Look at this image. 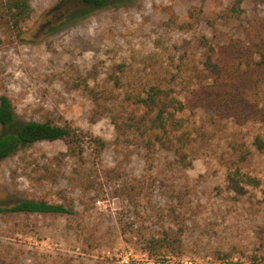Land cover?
Wrapping results in <instances>:
<instances>
[{"label":"rangeland","instance_id":"obj_1","mask_svg":"<svg viewBox=\"0 0 264 264\" xmlns=\"http://www.w3.org/2000/svg\"><path fill=\"white\" fill-rule=\"evenodd\" d=\"M60 1L30 0L33 15L25 42L11 44L0 31V95L12 100L23 120L58 125L65 119L105 139L108 148L97 168L121 165L125 177L140 185L138 204L78 187L84 168L70 158L60 168L53 162L66 151L63 142L22 149L0 163V207L46 200L71 203L75 215L0 214V264H253L255 256L264 257L261 189L247 188L238 196L225 184L235 159L231 144H251L262 133L260 125L211 123L202 109L194 120L189 112L179 114L188 131L204 133L189 148L191 166L184 168L168 146L159 145L148 158L136 134L117 135L109 118L91 123L93 103L75 86L85 80L104 91V103L126 117L145 111L126 103V92L143 93L155 83L172 87L184 102L190 89L187 73L203 62L196 38L217 37L215 42L223 43L242 37L246 19L254 14L264 18V0H245L241 20L217 18L233 0H131L75 23L65 22L61 10L52 11ZM200 10L201 22L194 29L173 25V19L190 23V12ZM119 63L127 65L122 89L109 81ZM184 63L188 72L182 73ZM90 151L87 159L93 162ZM245 171L264 187V154L253 148ZM174 225L183 228V256L150 258L144 240Z\"/></svg>","mask_w":264,"mask_h":264},{"label":"trees","instance_id":"obj_2","mask_svg":"<svg viewBox=\"0 0 264 264\" xmlns=\"http://www.w3.org/2000/svg\"><path fill=\"white\" fill-rule=\"evenodd\" d=\"M207 1L201 0V3ZM244 1L233 0L219 12L217 18L224 21L244 19ZM130 2L131 0H61L52 11L61 10L65 15V22L75 23L94 12L123 7ZM200 14L202 10L197 14L190 12V23L178 24L176 19L172 23L182 31H189L201 22ZM32 15L30 0H0V31L5 40L11 44L25 42ZM246 20L242 37L231 36L223 43L215 42L217 37L210 39L200 35L196 38L195 42L203 50V62L201 67L191 68L189 77L187 73V86L190 89L184 102L172 87L165 88L162 84L155 83L143 93L126 92V103L145 110L142 115L130 113L126 117L121 112H114L104 103V91H97L85 80L77 81V89L83 90L93 103L90 122L95 124L102 118H109L117 135L136 134L148 158L159 145L168 146L184 168L191 166L189 148L204 133L188 131L186 120L179 118V114L189 112L190 119H193L196 110L202 109L208 114L207 118L211 123L229 120L240 127L258 124L262 133L256 135L251 144L244 141L231 144L235 159L228 167L225 184L230 192L238 196L244 195L247 188L261 189L264 203L262 181L245 171L253 148L264 154V18L254 14ZM126 70L127 65L124 63L114 66L109 75L113 87H124L122 76ZM180 72H188L185 63ZM58 141L64 143L66 151L60 153L53 162L60 168L70 158L84 168L85 172L79 173L76 180V185L83 191L95 189L98 193H108L114 198L126 200L130 206L138 204L140 185L125 177L121 165L97 168L103 152L108 148L105 139L85 132L65 119H61L58 125L51 121L23 120L17 115L12 100L7 95H0V163L37 143ZM88 150H91L93 162L87 159ZM171 213L176 214V209L172 208ZM0 214L70 217L75 215V210L71 203L65 205L46 200L23 199L10 207H0ZM183 233L181 226L174 225L173 228L164 229L159 235L147 237L143 248L155 260L179 258L184 254ZM263 260V255L255 256L253 264L262 263Z\"/></svg>","mask_w":264,"mask_h":264}]
</instances>
